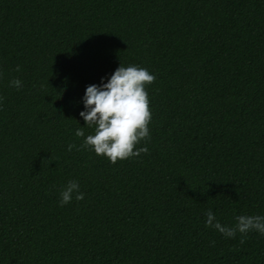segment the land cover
Segmentation results:
<instances>
[{"label":"trees","instance_id":"16d2710c","mask_svg":"<svg viewBox=\"0 0 264 264\" xmlns=\"http://www.w3.org/2000/svg\"><path fill=\"white\" fill-rule=\"evenodd\" d=\"M119 64L155 76L150 139L110 163L74 133ZM0 97V264H264L204 215H264V0H0Z\"/></svg>","mask_w":264,"mask_h":264},{"label":"clouds","instance_id":"9594fccd","mask_svg":"<svg viewBox=\"0 0 264 264\" xmlns=\"http://www.w3.org/2000/svg\"><path fill=\"white\" fill-rule=\"evenodd\" d=\"M16 70L19 71V66ZM154 79V74L144 67L119 64L106 82L101 77L99 84L87 85L81 97L83 110L79 116L93 132L85 135L84 128L78 127L74 134L83 137L78 147L89 148L110 163L147 153L151 111L146 85ZM9 84L16 88L22 87V81L18 78H13ZM2 99L0 97V102ZM141 141L145 143L138 147ZM73 147L77 146L69 144L67 150L71 151ZM83 198L84 193L80 191L78 181L71 179L61 189L58 203L64 206L73 199L79 201ZM204 215L205 225L225 238L232 239L239 234L240 242L243 243L249 232L264 236V215L240 214L234 217L235 223L231 226L221 224L211 209L206 210Z\"/></svg>","mask_w":264,"mask_h":264}]
</instances>
